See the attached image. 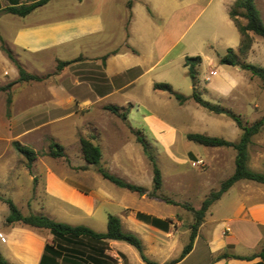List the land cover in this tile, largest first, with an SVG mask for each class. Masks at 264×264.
Returning a JSON list of instances; mask_svg holds the SVG:
<instances>
[{
  "label": "crops",
  "instance_id": "0c3cea01",
  "mask_svg": "<svg viewBox=\"0 0 264 264\" xmlns=\"http://www.w3.org/2000/svg\"><path fill=\"white\" fill-rule=\"evenodd\" d=\"M40 1L0 0V37L6 48L27 73L46 77L18 82V66L0 45V88L12 84L0 91V195L23 216H45L100 234L107 232L108 217L116 216L123 232L140 239L149 261L177 260L186 246L181 236L190 238L192 224L182 232L183 219L177 220L181 215L172 213V207L185 201L172 195L190 193L194 187L181 181L179 165L199 159L217 164V172L206 173L201 184L206 196L233 175L237 152L202 147L188 139L178 142L177 129L146 101L159 107L166 103L164 91L155 90V84H177L178 92L188 98L182 106L192 101L197 86L183 78L188 76L185 59L198 56L207 98L232 111L246 98H262V81L239 67L229 70L220 64L215 47L232 49L240 62L264 69V39L249 33L252 45L240 52L242 36L229 15L237 0H49L26 17L6 11ZM254 3L264 23V0ZM204 11L206 22L189 34L194 17ZM58 62L73 63L58 70ZM108 106H130L127 119L107 111ZM254 109V119L244 121L249 125L264 118L258 103ZM191 114L199 124L192 134L240 141L243 132L230 118L199 109H191ZM134 131L156 149L162 175L158 191ZM82 137L100 147L104 170L143 192L103 179L98 168L84 160ZM52 141L64 147L66 157L45 154ZM15 142L40 154L31 172L14 149ZM247 152L248 168L264 174V126L251 138ZM172 166L177 170L172 172ZM9 214L0 199V257L8 264H42L48 245L60 255L57 264H119L114 255L122 264H146L125 242L58 238L46 229L8 226ZM263 246L264 184L241 180L211 205L192 251L176 264H264L257 256Z\"/></svg>",
  "mask_w": 264,
  "mask_h": 264
},
{
  "label": "trees",
  "instance_id": "16d2710c",
  "mask_svg": "<svg viewBox=\"0 0 264 264\" xmlns=\"http://www.w3.org/2000/svg\"><path fill=\"white\" fill-rule=\"evenodd\" d=\"M49 0H42L38 3L29 5V6H22V7H15L9 8L6 11L10 14L17 15L20 17H26L38 7L45 5ZM230 18L236 24L241 36H242V44L240 48V52L242 54L246 53L251 45L252 39L249 33H253L261 38L264 39V23L256 9L254 0H237L234 5L230 9ZM245 21L246 23L243 24L242 22ZM0 45L1 49L8 55V57L13 60L16 65L18 66L20 78L18 82H41L46 77L41 78L32 74L27 73L13 58L12 53L6 48L3 40L0 37ZM73 62H58L57 69L61 70L64 67L71 65ZM202 63V58L198 57H187L185 59V66L188 69V76L191 78L194 86L196 85V75L197 69ZM220 63L226 66L232 67H239L242 70L250 72L253 76L259 78L262 81L264 86V69L256 67L254 65L245 64L240 62L238 55L232 50H227L226 54L220 58ZM12 85V84H11ZM11 85L0 88V91H6L11 87ZM155 90H160L169 93L171 96H174L175 99L183 105L188 101V98L184 95L175 93L172 90V87L168 84H155ZM192 99L196 102L200 107L207 110L210 113L215 115H224L234 121L237 126L242 130L243 134L238 143H231L224 139L217 138V137H210L201 134H188L187 139L190 142H193L199 146L207 147V148H233L237 152V157L235 160V171L231 177H229L226 181L222 182L220 188L217 191L210 193V195L203 201L201 208L199 210L194 209L190 205H182L183 208L190 211L193 216L194 220L191 225V235L189 243L183 249L180 257L172 261L169 264H176L179 261L183 260L193 249L195 239L198 235L199 228L204 221L205 215L211 205L219 200L224 193H226L236 182L241 180H247L256 182L259 184H264V174H258L252 172L248 166V144L251 141V138L258 134L263 126H264V118L258 120L252 125H249L247 122L241 118V116L234 113L232 110L224 108L219 105L211 104L201 98V96L194 91L192 95ZM8 107L11 104V97L7 98ZM107 111L111 112L112 114L118 116L122 120H126L128 116V112L130 106L127 108H120L117 106H108L105 108ZM137 138V141L142 145L144 149L145 155L148 157L153 169L154 174V190L158 191L162 187V175L161 171L150 152V146L144 136H142L141 132H133ZM14 149L18 154H20L26 160V166L28 170L31 172L32 165L40 155L39 153L33 151L32 149L22 146L20 143L15 142L13 144ZM81 152L83 155L84 160L88 165H93L98 168L99 174L102 176L103 179L109 181L113 185L118 188L126 189L130 192H135L141 194L143 192L142 188L130 185L123 180L111 175L106 170L101 167V160H102V152L99 146L95 145L90 138H81L80 140ZM46 155L52 158H64L66 157L64 147L56 142H50L48 146V150L45 153ZM0 199L6 203L9 207L10 214L5 220V224L10 226L13 224H22L25 226H29L32 228L38 229H46L51 231L56 237H73V238H80V237H87L92 240L96 241H103V240H112V241H121L125 242L132 247H134L140 254L142 260L146 264H156L149 261L143 251V246L140 239L135 236L134 234L125 233L122 231L120 219L116 216L110 215L108 217V224H107V232L104 234H100L95 232L89 227L86 226H72L66 223L55 222L45 216H23L16 205L10 200L5 199L0 195ZM172 205L181 206L176 202H170ZM60 255L56 250H54L53 245H48L46 247V254L43 258V263L48 262L49 264H57L56 258ZM262 260H264V246L262 247L261 252L257 255ZM222 257H228L227 254H224ZM235 258H239L237 256H233ZM42 263V264H43ZM0 264H8L6 260L0 257Z\"/></svg>",
  "mask_w": 264,
  "mask_h": 264
},
{
  "label": "rangeland",
  "instance_id": "374dc122",
  "mask_svg": "<svg viewBox=\"0 0 264 264\" xmlns=\"http://www.w3.org/2000/svg\"><path fill=\"white\" fill-rule=\"evenodd\" d=\"M198 13L194 17L193 24L191 26L189 34H193L197 30H199L207 20L208 11H204L201 14H198ZM215 48H216L217 52L221 55L220 58L226 54V51L224 50L222 45L221 46L219 45ZM204 51H208V50L205 49ZM226 68H228L229 70H233V68H231L230 66L226 67ZM202 71H203V69L200 66L197 69V75H196V80H195L197 88L194 91L197 92L203 100H205L211 104L221 106L222 104H218L211 97L207 98V97H209L208 94L205 93V89L207 88V85L202 80V76H203ZM38 77H41V76H38ZM41 78H44V77H41ZM183 78H185V79L187 78L186 82L188 84H190V85L193 84L191 78L188 77L187 75H186V77L183 76ZM257 82L260 83V81L258 79H257ZM173 83H175V82H173ZM172 90L175 93L180 94L178 92L179 88H177V84L175 86H173ZM163 96H165V98L164 97L163 98H164V101L166 103L163 104V106L161 105V107L148 102V100L146 101V103L148 104V106L152 109V111L156 115H158L160 118H162L163 120L168 122L170 125H173L177 129L178 142H181L182 140H184V142H189L187 140V137H186L187 134L195 133L194 132V131H196L195 129H197V127H199V124H194V121H193L194 119H193V115L191 114V109H199V110L206 112V113L208 111L203 109L199 105H197V103L194 102L193 99L188 104L182 106L175 99V97L171 96L169 93L163 92ZM245 101H246V103L241 104V106H238L237 108L233 109V111L235 113L239 114L244 121L248 122V121H252V119H254V117H255V109H254L255 103H258L260 105V108H261L260 113L262 116H264V96L262 98H260V97L246 98ZM222 107H223V105H222ZM208 114L215 115V114L210 113V112H208ZM209 133H211V131H209ZM178 144H181V143H178ZM150 152L156 161V156H157L156 149L154 147H150ZM216 155H217L216 153H213V157H217ZM156 163H157V161H156ZM157 165H158V163H157ZM173 170L176 171L177 168H174L172 166V172H173ZM178 170L182 173L181 181L182 182H189V183L191 182L194 187H193V190L190 191V193L174 194V195H172V197H174L175 199H178V200H183V201H185L184 204L190 205L194 209L199 210L201 208L203 201L210 195V193H209L206 196H204V194H203L204 192L201 188V184L205 180L206 173L213 172V174H215L217 172L216 171L217 170V164L216 163L208 164L201 159L192 160V161L188 162L187 164H183V163L180 164ZM217 190H218L217 188L214 189V191H217ZM214 191H212V192H214ZM176 211L181 215V218L177 217V220L180 221L181 219H183V225L184 226L182 228V232H184L186 229H188L190 227V222H191V224L193 223L194 216L190 211L186 210L182 206L179 208L172 207V213H174ZM181 238H182V242L185 245H187L189 243L190 238H189L188 234L187 235L183 234L181 236Z\"/></svg>",
  "mask_w": 264,
  "mask_h": 264
},
{
  "label": "built area",
  "instance_id": "2783aa9c",
  "mask_svg": "<svg viewBox=\"0 0 264 264\" xmlns=\"http://www.w3.org/2000/svg\"><path fill=\"white\" fill-rule=\"evenodd\" d=\"M211 75H213V72H211ZM228 232H230V229L229 228L226 229V233H228ZM112 258L118 260V263L119 264H122L121 261H120V259L117 256L114 255V256H112Z\"/></svg>",
  "mask_w": 264,
  "mask_h": 264
}]
</instances>
